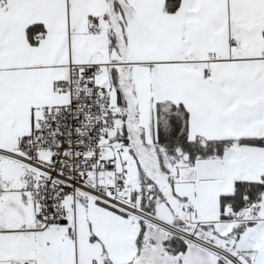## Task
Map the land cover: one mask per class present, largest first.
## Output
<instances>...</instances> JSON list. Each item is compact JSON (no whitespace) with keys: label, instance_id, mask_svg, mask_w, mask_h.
Masks as SVG:
<instances>
[{"label":"snow or ice","instance_id":"1","mask_svg":"<svg viewBox=\"0 0 264 264\" xmlns=\"http://www.w3.org/2000/svg\"><path fill=\"white\" fill-rule=\"evenodd\" d=\"M0 264H264V0H0Z\"/></svg>","mask_w":264,"mask_h":264}]
</instances>
